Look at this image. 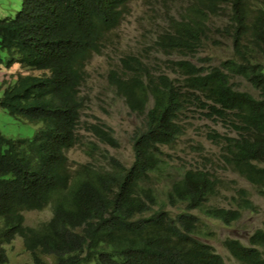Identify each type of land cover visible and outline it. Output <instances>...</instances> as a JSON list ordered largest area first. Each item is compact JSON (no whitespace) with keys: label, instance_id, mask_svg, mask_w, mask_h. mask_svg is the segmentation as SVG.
<instances>
[{"label":"trees","instance_id":"obj_1","mask_svg":"<svg viewBox=\"0 0 264 264\" xmlns=\"http://www.w3.org/2000/svg\"><path fill=\"white\" fill-rule=\"evenodd\" d=\"M131 1L21 0L11 18L0 19V69L24 71L3 85L0 109L40 123L31 138L0 134V264L7 263L4 246L16 238L31 264H225L202 241L205 232L190 211L228 225L253 205L243 188L231 198L234 208L207 205L221 180L201 167H169L161 148L183 134L181 116L189 107L234 132L208 137L223 144V167L264 196V0H187L151 42L169 71L145 56L121 57L108 81L141 117L130 137L133 159L125 166L105 156V165L70 168L66 151L78 140L85 67ZM213 17L226 22L222 30ZM214 31L231 40L232 56L215 67L196 66L190 59L203 43L220 39ZM239 76L255 95L236 90L232 78ZM86 130L117 147L105 125ZM167 169L165 199L177 206L174 214L153 187ZM46 207L52 210L47 221L24 224V212ZM222 245L240 264H264V229L253 231L247 245L232 238Z\"/></svg>","mask_w":264,"mask_h":264},{"label":"rangeland","instance_id":"obj_2","mask_svg":"<svg viewBox=\"0 0 264 264\" xmlns=\"http://www.w3.org/2000/svg\"><path fill=\"white\" fill-rule=\"evenodd\" d=\"M186 1L132 0L128 5V13L119 27L110 34L105 48L88 61L85 67V82L80 89L85 103L80 112L78 140L66 151L68 165L71 169L87 163L105 165V156L113 157L125 166L131 163L133 154L130 137L134 128L140 125L141 117L130 112L122 98L116 94L114 85L108 81L109 72L117 70L120 58L129 54L145 56L144 59L147 62L160 66L164 71H169L162 64L164 57L161 53L151 49V42L164 28L168 27L169 16H175L178 8L181 9L186 5ZM20 2L21 0H0V19L11 18L19 10ZM213 23L216 26L214 19ZM217 23L219 26L225 24L222 21ZM231 46V43L225 39L207 40L199 48L195 58L190 60L204 69L209 66H218L222 59L224 61L232 56ZM200 59L204 60L203 63ZM22 70L16 66L0 69V95L3 85L8 81H13L16 74L24 72ZM232 79L239 84L236 90L255 95L254 89L245 78L239 76ZM183 113L181 124L184 126V132L171 146L161 148L165 155L164 159L169 163V167L175 170L189 166L191 168L201 167L213 172L221 180L215 195L209 198L207 205L226 209L234 208L230 205L232 196L236 195L239 188L246 190L253 208L242 211L239 218L228 225L215 219H208L196 210L190 211L198 217L199 231L205 232L202 241L210 244L225 264H240L224 249L222 242L225 238H232L247 245V238L253 231L264 229V196L258 194L254 187L236 173L223 167L219 160L220 147L223 144L220 145L218 140L214 141L208 137L209 134L217 133L219 139L220 136H234V132L216 119L205 118L201 111L193 107L185 109ZM89 124H103L110 128L117 141V147L99 142L86 130ZM39 128L40 123L33 124L20 118H14L0 109V134L8 138H31ZM168 170H164L159 180L154 181L153 187L158 196L163 195L159 197V200L163 201L162 207L174 214L178 212L177 206H170L165 199L166 185L169 180ZM156 208V205L151 206L152 210ZM51 212V207H46L41 211L24 212V224L36 227L47 221L51 217ZM4 248L7 256L6 264H31L30 256L24 250L20 238L14 239Z\"/></svg>","mask_w":264,"mask_h":264},{"label":"clouds","instance_id":"obj_3","mask_svg":"<svg viewBox=\"0 0 264 264\" xmlns=\"http://www.w3.org/2000/svg\"><path fill=\"white\" fill-rule=\"evenodd\" d=\"M215 23H216V26L219 27L221 29V27L218 25L217 22H219V20L216 18V17H213ZM226 23L225 21L223 22V24ZM222 30V29H221ZM214 37L216 38H220V39H225V40H228L230 43H231V40H229L228 38H224L222 33H213ZM232 44V43H231Z\"/></svg>","mask_w":264,"mask_h":264}]
</instances>
